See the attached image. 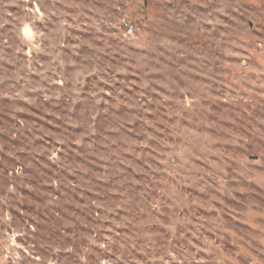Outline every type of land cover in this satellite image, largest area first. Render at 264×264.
<instances>
[{
    "label": "rangeland",
    "instance_id": "374dc122",
    "mask_svg": "<svg viewBox=\"0 0 264 264\" xmlns=\"http://www.w3.org/2000/svg\"><path fill=\"white\" fill-rule=\"evenodd\" d=\"M0 264H264V0H0Z\"/></svg>",
    "mask_w": 264,
    "mask_h": 264
}]
</instances>
